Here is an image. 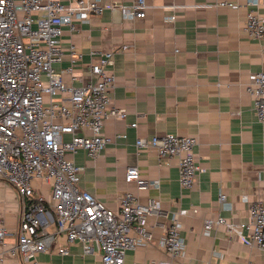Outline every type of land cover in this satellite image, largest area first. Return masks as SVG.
Here are the masks:
<instances>
[{"label":"crops","instance_id":"crops-1","mask_svg":"<svg viewBox=\"0 0 264 264\" xmlns=\"http://www.w3.org/2000/svg\"><path fill=\"white\" fill-rule=\"evenodd\" d=\"M134 0H109L129 4ZM225 0H146L144 18L124 17L107 9L88 21L65 26L64 55L54 67L72 68L64 80L81 86L93 80V51L115 49L116 75L110 94L126 108L124 118L109 117L104 133L111 138L95 158L83 149L67 157L83 169L82 187L111 208L133 193L141 203L159 202L148 216L151 239L127 251L125 264H167L170 255L161 244L177 214L186 245L173 264H264V250L232 237L223 225L206 231V219L223 215L234 222L249 220L250 205L264 203V124L247 91L251 74L264 71V36L249 37L244 29L249 10L214 5ZM264 15V4L257 8ZM175 15V19H168ZM74 45L80 58L70 52ZM128 45L127 49H122ZM137 123L136 126H132ZM175 133L197 138L195 154L205 169L190 188H183L176 157H158L153 147L138 148V137ZM125 134L126 136H122ZM70 136L66 135V139ZM137 165L140 175L158 185L139 189L126 181V170ZM37 194L49 195L51 185L34 179ZM221 192L227 203L220 201ZM20 198L12 185L0 179V257L4 264H28L13 253L17 242ZM134 234L136 232L132 231ZM59 245L67 243L61 236ZM69 253L56 249L40 253V264H103L101 252L85 255L78 242Z\"/></svg>","mask_w":264,"mask_h":264},{"label":"built area","instance_id":"built-area-1","mask_svg":"<svg viewBox=\"0 0 264 264\" xmlns=\"http://www.w3.org/2000/svg\"><path fill=\"white\" fill-rule=\"evenodd\" d=\"M245 4L252 8L244 29L249 37L261 39L264 15L257 8L264 0H246ZM214 5L239 7L242 3L225 0ZM146 7V0L129 4L109 0H0V179L15 187L20 198L13 253L28 264H40L37 256L43 252L56 249L67 254L68 245L76 242L85 255L101 252L103 264H125L128 250L151 239L148 216L159 211L158 201L144 204L127 191L118 208H111L82 187L83 168L67 157V153L80 149L97 157L111 141L103 131L107 119L127 115L126 108L115 105L110 94L116 81L111 69L115 49L92 52L96 58L90 67L94 78L81 86L64 80L63 73L72 72L71 67L61 71L54 67L63 59L65 26L74 28L76 21H88L107 9L120 11L124 17L144 18ZM70 52L82 56L74 45ZM246 88L254 98L256 116L264 124V71L253 72ZM197 143L194 136L175 133L136 139L138 148L153 147L159 158H177L183 188L192 187L197 174L205 170L196 158ZM34 179L49 183L50 194H37ZM126 181L136 182L139 189L159 184L158 180L143 178L137 165L127 167ZM220 201L227 203L223 192ZM215 225L225 226L232 237L264 250V203L250 205L246 222L220 215L206 219L204 228L210 231ZM6 234L2 226L1 239ZM61 236L66 237L65 245H59ZM161 244L170 255L167 264L184 253L186 242L177 214ZM0 264H4L2 257Z\"/></svg>","mask_w":264,"mask_h":264}]
</instances>
